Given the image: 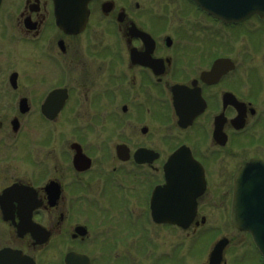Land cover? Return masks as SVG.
Instances as JSON below:
<instances>
[{"label":"flooded vegetation","instance_id":"flooded-vegetation-1","mask_svg":"<svg viewBox=\"0 0 264 264\" xmlns=\"http://www.w3.org/2000/svg\"><path fill=\"white\" fill-rule=\"evenodd\" d=\"M147 1L142 6L132 0L128 5L92 0L84 31L68 34L56 25L54 0H24L18 11L20 31L36 46L42 60L38 67L47 63L52 78L36 98V107L18 85L13 87V102L18 103L22 120L36 112L49 131L46 140L32 143L20 119L14 131V119L7 121L0 99V264H65L73 251L87 254L96 264L94 254L83 250L94 242L95 230L87 223L82 224L87 227L85 235L75 233L74 202L88 198L97 184L95 201L114 207L123 195L135 205L132 198L138 195L144 216L151 218L154 189L166 185L168 161L184 147L204 168L207 188L197 199V215L190 227L201 230L218 203L231 208L240 166L252 158L264 160L258 154L247 155L235 169L222 172L223 162L236 156L237 147H249L242 135L263 122V112L252 92L237 94L232 87L230 77L237 67L218 81L202 78L218 58L235 56L231 44L218 49V35L228 36L233 28H240L246 40V27L260 24L264 30V20L254 15L243 22L225 23L190 0ZM213 5L224 8L226 3L213 0ZM93 27L101 34L107 31L110 46L101 35L92 34ZM61 89L65 104L47 118L42 105L51 92ZM229 92L245 105L244 130L233 124L237 108L224 102ZM22 99L29 104L23 113ZM183 102L186 120L179 115ZM107 123H112L107 136L95 140L89 128H108ZM68 124L74 128L71 138ZM78 149L90 158V167L75 166ZM97 156L102 163L94 170ZM108 165H113L109 172ZM125 170L143 171L145 189L135 192L130 187L135 180ZM51 184L55 195L48 188ZM109 206L103 208L102 218L112 216ZM119 241L113 238L109 252L118 250Z\"/></svg>","mask_w":264,"mask_h":264},{"label":"rangeland","instance_id":"rangeland-1","mask_svg":"<svg viewBox=\"0 0 264 264\" xmlns=\"http://www.w3.org/2000/svg\"><path fill=\"white\" fill-rule=\"evenodd\" d=\"M130 1L119 0L121 4L126 2L127 5ZM135 1L144 6L145 0H132V2ZM23 3L24 0H4L0 10V99L4 100L2 113L7 116V121L11 122L14 118H19L24 123V133L32 143L36 144L47 139L49 127L41 122L36 112L21 119L22 116L17 110L18 103L13 102L16 93L9 82V76L14 72L17 73L18 86L29 100H33L34 107L37 104L35 103L36 98L47 88L52 77L48 73L47 63L44 62L38 67L42 60L37 54L36 46L26 40L20 31L22 24L19 22L18 11ZM262 28L260 24L248 25L245 29L246 40L238 38V34L235 33L238 28L231 31L228 36L227 34L217 36L218 49L225 50L224 44L229 46L231 44V51L235 54L233 60L237 63V71L230 77L232 87L236 88L237 94L244 90L247 93L252 92V95L259 101L260 111L263 112V122L242 135L243 141L248 142L249 147L244 148L240 145L233 159L227 156L230 161L223 162L222 172L235 169L247 158V155L264 156V30ZM91 31L94 35H101L107 41L106 46L111 45L112 40L106 35L107 31L101 34L96 27L91 28ZM10 122L8 125L11 131ZM107 124L108 128L99 127L97 129L96 126L89 128L90 134L95 137L94 132L98 137H95V140L98 139L97 141L100 142L107 136L112 123ZM67 126V130L72 129V133H69L71 138L74 128L70 124ZM101 163V158L97 156L94 159V170H98ZM112 166H106L108 172ZM218 170L216 169V172L220 173ZM125 173L131 176L130 180H135L136 185L130 186L135 189V192L145 189L143 171L132 173L125 170ZM112 183H114L113 180ZM96 185H92L93 190L90 191L88 198L85 197L83 200L79 197L80 201L74 202L72 218L73 225L88 223L93 226L94 242L86 245L83 250L94 254L98 260L96 264H206L208 249L218 237L217 235L222 232L224 233L220 237L228 236L230 239V245L222 264H262L251 239L246 234L236 231L231 225L227 217V203L225 205L218 203L219 205L207 219V224L202 230L181 231L167 226L162 228L152 225L144 216L145 208L141 206L142 200L137 194L136 198H132L135 205L123 195H120L123 199H118L114 207H110L107 202L99 203L98 199L95 201L99 194ZM105 205L109 206L112 212L111 217L102 218ZM114 237L120 238L121 243L113 255V253L110 254L109 247ZM52 258L55 256L50 257Z\"/></svg>","mask_w":264,"mask_h":264},{"label":"water","instance_id":"water-1","mask_svg":"<svg viewBox=\"0 0 264 264\" xmlns=\"http://www.w3.org/2000/svg\"><path fill=\"white\" fill-rule=\"evenodd\" d=\"M3 0H0V6ZM80 5H86L89 0H77ZM199 2L205 3L206 0H197ZM205 7L208 10L215 11L210 8L209 4L205 3ZM241 7V8H240ZM86 8V7H85ZM77 10H81L79 7ZM59 11V10H57ZM60 13V12H59ZM220 13H223L220 11ZM253 13H258L264 17V0H243L240 2L239 8H228L224 19H230L229 21H236L245 18ZM87 15L80 16L77 19L67 20L63 15L57 13V20L61 27H63L68 32H80L85 28L87 22ZM226 65L228 68H233L234 64L230 60H220L216 64V72L220 71ZM213 73H215L213 71ZM218 73V72H217ZM11 81L16 85L17 74H13ZM61 106L62 101L59 99L48 98L46 104L44 105V112L48 115H52L53 107ZM28 109L26 99L21 102V111L26 112ZM14 127L18 125V121L14 120ZM176 155L171 159V162H176ZM75 166L78 169H85L90 167L91 160L81 153L78 149V153L75 156ZM185 191H183V197H175L169 200L165 204L167 208V216L162 210H155L153 217L156 222H168L173 224L181 225L182 227H187L192 220V216L195 213V203L194 198L202 191V186H196L194 195L189 194L191 185H184ZM177 201H179L180 206L178 207ZM187 213H191V217H186ZM232 221L234 225L242 231H249L257 246L261 250L264 256V164L258 162H251L245 165L241 171L238 173L236 178V190L235 198L233 204ZM229 243L227 238H223L218 241L210 255L209 264H221L224 258V251ZM85 257L79 254H72L70 261L72 264H83L81 260ZM89 264V262H88Z\"/></svg>","mask_w":264,"mask_h":264}]
</instances>
